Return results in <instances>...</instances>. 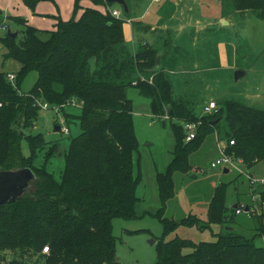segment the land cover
Returning a JSON list of instances; mask_svg holds the SVG:
<instances>
[{"label": "trees", "instance_id": "16d2710c", "mask_svg": "<svg viewBox=\"0 0 264 264\" xmlns=\"http://www.w3.org/2000/svg\"><path fill=\"white\" fill-rule=\"evenodd\" d=\"M19 1L32 12L39 2H54ZM72 1L75 12L81 10L82 1L95 7L112 5L107 0ZM222 1L232 11L258 12L264 21V0ZM51 18L56 21L54 30L41 31L23 18H4L0 11V24L5 20L19 28L15 39L0 35L5 49L2 64L13 60L20 66L13 83L0 73V171L28 168L35 175L25 194L0 206V264H121L115 254L112 221L139 218L140 172L134 160L138 141L132 103L125 95L129 87L150 100L154 117L167 114L171 120L172 160L164 173L156 175L160 208L150 214L165 234L198 225L191 215L179 221L165 217V207L174 197L173 176L188 173V159L206 137L215 135L224 141L226 153L240 159L247 170L258 163L264 166V110L226 100L213 113L197 116L191 106L173 97L165 72L157 68V51L139 47L133 54L129 49L122 20L90 8L83 9L77 20ZM134 24L136 34L149 30ZM7 30L11 32L9 26ZM30 73H36V81L23 93L21 85ZM142 75L150 76V83L142 81ZM36 101L60 111L66 124L71 117L78 121L80 133L69 141L59 181L45 164L32 165L36 153L47 145L42 135L26 136L28 159L20 153L23 130L33 127L40 110ZM70 102L79 106L78 115L64 112ZM174 119L198 123L195 138L186 143L182 126ZM54 148L46 153L47 159ZM227 188L228 184L215 187L206 212L208 226L225 223ZM257 230L256 236L264 237V225ZM44 247L48 254H42ZM185 249L191 252L184 254ZM154 264H264V248L231 232L219 235L215 242L194 243L176 236L157 242Z\"/></svg>", "mask_w": 264, "mask_h": 264}, {"label": "rangeland", "instance_id": "374dc122", "mask_svg": "<svg viewBox=\"0 0 264 264\" xmlns=\"http://www.w3.org/2000/svg\"><path fill=\"white\" fill-rule=\"evenodd\" d=\"M171 1L173 0H158V2L155 0H125L129 14H122L120 20H124L123 23L130 20L133 32L136 28L134 23H138L137 25L144 29V26L156 28L154 31L149 29L148 34L138 32L137 37L142 36L143 40H135L133 51L131 43H127L133 54L139 50V47L141 49L150 47L157 51V56H159L157 68L165 72L167 80L173 87L174 98L191 106L193 113L197 116L206 115L203 112V107L207 103H215L218 109L223 106L222 104L226 100H233L247 107L264 110V21L258 18V12L232 11L222 0L181 2V5L184 6L182 15L186 16V20L189 18L190 20H208L211 23L208 30L203 31L199 36L195 35V38L207 41L208 47H215L217 42L222 41L225 57L221 59L218 50L215 49L214 51V48L212 50L203 48L195 51L192 46L194 36L191 37L190 35V33L194 35L195 32L182 30L180 35L175 36L176 33L171 28L163 30L162 26L159 27L160 24L164 25L166 18L173 13L171 7L165 6L166 2L170 3ZM43 4L41 5L43 6ZM42 6L36 8V5L33 12L23 7H19L17 13L4 7H1L0 11L4 18L20 17L27 20L30 26L35 27L22 13L27 12L29 16L34 17L35 23L36 21H43L45 19L40 20L37 16V12ZM72 7V4L58 3L54 6V15H46L45 18L49 20L58 15L67 18L68 21L77 20L81 13L80 11L75 12L74 7ZM110 7L121 9L112 4L102 7L99 12L107 13L113 17L108 9ZM189 8L192 11H189ZM220 16L224 19L223 24L219 22ZM3 22L0 26L4 25L6 29L9 26L12 33H16V30L19 29L13 23H8L5 20ZM226 22L227 24H225ZM5 33L0 32V35ZM145 37L146 40H144ZM2 47L0 43V52ZM196 58L200 60L195 61ZM5 66L3 68L10 72L12 67ZM236 71L245 72V75L237 81L234 80ZM139 78L149 80L150 76L142 75ZM34 80V74L29 75L23 81L20 91L30 90ZM125 95L127 99L131 100L135 108L134 112L139 114L138 118L135 115L133 119L135 134L139 143L134 160L135 162L140 160L143 175L147 180L146 163L149 152L155 159L166 158L169 155L171 143H173L170 130L171 120L165 119V116L168 117L169 115L164 114L159 120L164 121L165 126L160 121L155 122L151 127H147L143 121L147 120L149 100L140 97L133 87L127 88ZM64 112L76 116L79 114V109L69 106L64 109ZM141 122H143L142 126L140 125ZM173 123L182 124L177 119H174ZM56 125L67 126L69 135L54 131ZM79 133L76 118H69L66 124L62 113L55 108L40 109L33 127L23 130L20 153L24 159H28L30 150L26 136L42 135L47 145L36 153L32 165L39 168L45 164L53 178L59 181L64 166V153L68 148L70 139ZM150 143H152L151 146H149ZM219 145L224 148L225 143L219 141L215 135L208 136L203 140L197 151L191 154L188 159L191 167L188 173L186 175L177 173L173 176L174 197L166 202L165 217L179 221L189 218L191 215L193 219L198 220V225L186 228L179 227L175 232L165 234L160 222L149 215H142L132 221L114 219L112 221V235L116 240L115 254L121 264H154L157 242L161 239L169 241L176 236L191 240L194 243L215 242L219 235L231 232L233 235L241 236L246 240H253L257 247L264 248V237L256 236L257 228L260 224L264 225V203L260 196L264 187L250 188L245 176L248 174L252 178L260 180L264 177V166L258 163L252 169L247 170L243 165H238L237 170L230 169L227 174L223 173L222 167L212 169L210 163L216 157ZM52 147H55L53 155L47 159L46 153ZM239 170L242 171V174ZM220 184H228L225 199L226 220L221 226H208L206 223L208 203L215 187ZM137 193L140 196V192ZM254 201L256 205L254 215L251 216L252 213L234 215L233 205H251ZM151 241L153 244H150ZM190 252V249L183 250L184 254ZM6 256L10 259L11 255L7 254Z\"/></svg>", "mask_w": 264, "mask_h": 264}, {"label": "crops", "instance_id": "0c3cea01", "mask_svg": "<svg viewBox=\"0 0 264 264\" xmlns=\"http://www.w3.org/2000/svg\"><path fill=\"white\" fill-rule=\"evenodd\" d=\"M184 1H189V0H173L170 3L166 2L165 6L171 7L173 13H172V15L170 17L166 18V20L164 21L165 24L164 25L160 24L159 27L162 26L163 30L165 28H171L176 33L175 36L180 35L182 30H185L187 32H195L194 35L192 33H190L191 37L194 36L193 40H192L194 44L192 46L195 49V51H199L200 49H203V48L205 50L209 49V48H210V50H212L214 48V51H215V49L218 50L220 58L224 59V57H225V49H224V45L222 44V41L217 42L215 44V47H211V46L208 47V42L207 41L200 40L199 38L198 39L195 38L196 37L195 35L199 36L200 33H202L203 31L208 30V27L211 26V23L208 20H204V21H200V20H197V19H194V20L191 19L190 20V18L188 20H186V16L182 15L184 13V6L181 5V2H184ZM191 1H194V0H191ZM196 1L200 2V0H196ZM155 2H158V0H155ZM43 3L48 4V5H44ZM58 3L59 4L64 3V4H69V5L72 4V6H73V1L72 0H54L53 3H51V2H39L37 4L36 8H38L39 6H42L41 4H43V6L40 7L39 12H37V16H38V19H40V20L45 19V20L40 21V22L36 21V23L34 22L35 21L34 17L29 16V14L27 12H23L22 14L25 15L27 17V19H29L31 24H33V26H35L36 29L41 30V31H53L54 30V26L56 24V21L53 20V19H49L48 20L47 18H45V16L46 15H54V13H55L54 6H56V4H58ZM80 6H81V10H79V11H80L81 14H82L83 9H86V8L96 9L98 11L100 9H102V7H95L94 5H92L88 1H82L80 3ZM1 7H4L7 10H10V11L15 12V13H17L19 11V9H18L19 7H23L25 9H27L26 7H24L22 5V3L19 0H0V10L2 9ZM108 9L110 11H112V10L114 11V10H118L119 8L112 9L110 7ZM190 10L192 11L191 8H189V11ZM57 16L58 15H56V17ZM60 18L63 21H68L67 18H62L61 16H60ZM122 21H124V20H122ZM219 22L222 23V24L224 23V19H223L222 16H220ZM27 23H28V21H27ZM225 24H227V22ZM144 27H146V26H144ZM174 27H176V28H174ZM146 28H148V27H146ZM149 29L151 31H154L156 28H149ZM189 30H191V31H189ZM134 33H135V31L133 32V29H132V26H131V21L127 20L126 22H124L123 23L124 39H125L126 43H129V42L131 43L132 51H133V48H134L135 40L136 39H138L139 41L143 40L141 38L142 36L140 38H138L137 34L136 33L134 34ZM148 33L149 32H146L145 34H148ZM144 40H146V37L144 38ZM4 53H5V49L2 47L1 52H0V65L2 67V68L0 67V73L3 72L5 74H7V75L8 74H15L20 68L19 64L16 63L15 61H13V60H9L5 64H2V55ZM160 57H162V55H160ZM197 59L200 60L199 58H196L195 61ZM5 65H7L9 67L10 66L12 67V69H10L11 70L10 72H7L5 70V68H3V67H6ZM31 74H34V76H35V80L33 82V84H34L35 81H36L37 75H36V73H30L29 75H31ZM29 75L27 76V78L29 77ZM33 84L31 86H33ZM28 91H23V93H27ZM136 91H137V93H138V95L140 97H143V96H141L139 94V90L136 89ZM143 98H146V97H143ZM142 104H144V103H142ZM72 108H74V107H72ZM134 109L135 108H134V106L132 104V111H133L132 112V116H133V119H134L135 115H136L137 118L139 117V114H137V112H134L135 111ZM146 118H147V120H144L143 122L146 123L147 127L153 126L155 124V122H160V120L158 118L154 117L151 114V111H150V100H149L148 106H147ZM143 122L140 123L141 126H142ZM161 124L163 126H165V124L163 122H161ZM133 126H134V122H133ZM134 131H135V129H134ZM171 133H172V131H171ZM172 137H173V133H172ZM137 141H138V139H137ZM151 145H152V143L149 144V146H151ZM138 148H139V143H138ZM173 148H174V137H173V143H171V148L169 150L170 151L169 155H167L166 158L162 157V159H158V158L155 159L152 156V154L149 152V158L147 159V163H146V165H147V175H148L147 180H146V178L143 175V172H142V169H141L140 160L138 161L139 172H140V181H139V184H138V186L136 188V195H137V198L139 199V204L136 207V215L138 217H141L142 215H149L150 216V214L155 213L160 208V201H159V197H158V188H157V182H156V175L158 173H164L166 171L168 165L170 164V162L172 160ZM138 191L140 192V196L137 193ZM255 197H257V196H255ZM255 206L256 205H255V201H254V203L251 204V207H253V212H251L252 213L251 216L254 215V213H255L254 212L256 210ZM263 206H264V204H263Z\"/></svg>", "mask_w": 264, "mask_h": 264}, {"label": "built area", "instance_id": "2783aa9c", "mask_svg": "<svg viewBox=\"0 0 264 264\" xmlns=\"http://www.w3.org/2000/svg\"><path fill=\"white\" fill-rule=\"evenodd\" d=\"M111 12V15L115 18V19H120L123 12L121 9H118V10H114V11H110ZM4 22H2L3 24ZM6 26H0V32H6ZM7 80L10 82V83H13L14 80H15V74H8L7 75ZM142 81H145L146 79H143L141 78ZM150 80H147L149 83H150ZM36 107H38L39 109H48L49 106L45 103H42L41 101H36L35 104H34ZM69 106L70 107H74V108H79L78 105H76L74 102H70L69 103ZM217 110V106L215 103L213 102H209L207 103L204 107H203V112L204 114H210V113H213L214 111ZM165 119H168L167 116H165ZM198 123H191V122H183L181 124L182 126V129H183V133H184V141L187 143V142H190L191 140H193L195 138V135H196V131H197V128H198ZM60 127V126H59ZM60 133L64 134V135H69V129L67 128V126H64V127H60V130H59ZM233 145V142L230 141L229 142V146H232ZM225 146L224 148L223 147H220V145L218 146V152H217V155L216 157L214 158V160L211 161L210 163V167L212 169H215V168H218V167H222L223 169H232V170H237L238 169V165H243L242 164V161L240 159H235L234 157L228 155L225 151ZM240 171V170H239ZM242 174V171H240ZM246 179L248 181V185L250 188H253V187H259V186H262L264 187V177L261 178L260 180H256L254 178H252V176L246 174ZM248 206V214H251V212H253V207H251V205L249 204H245V205H237L236 208H233V211H234V215H240L241 213H245L244 212V208L245 206ZM48 247H44L42 249V254H48Z\"/></svg>", "mask_w": 264, "mask_h": 264}, {"label": "water", "instance_id": "95a60500", "mask_svg": "<svg viewBox=\"0 0 264 264\" xmlns=\"http://www.w3.org/2000/svg\"><path fill=\"white\" fill-rule=\"evenodd\" d=\"M108 3L115 4L119 6L124 14L129 13V9L125 0H107ZM7 36L15 39L17 33H11L9 30L6 32ZM159 64V56L156 57V65ZM245 72L236 71L234 73V80L237 81L239 78L243 77ZM217 121L213 122L216 124ZM60 127L56 125L54 127V131L59 132ZM229 172L228 169H223V173L227 174ZM35 179V175L33 172L24 168L21 170L15 171H0V206L3 204L13 203L17 199H19L30 187V183ZM237 205H233V208H236ZM244 212H248V206L246 205L244 208ZM153 244V241L150 242Z\"/></svg>", "mask_w": 264, "mask_h": 264}]
</instances>
